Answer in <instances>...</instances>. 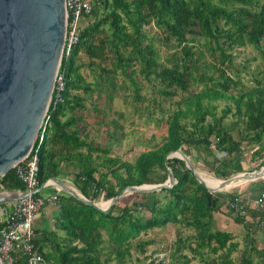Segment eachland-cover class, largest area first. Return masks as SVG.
<instances>
[{
  "label": "trees",
  "instance_id": "obj_1",
  "mask_svg": "<svg viewBox=\"0 0 264 264\" xmlns=\"http://www.w3.org/2000/svg\"><path fill=\"white\" fill-rule=\"evenodd\" d=\"M81 24L77 43L61 56L58 67L62 101L53 104L52 94L42 140L38 145L40 127L31 147V152L37 147L36 188L64 174L74 190L97 203L128 186L164 183L166 166L175 184L124 194L105 213L59 191L51 228L32 239L40 264H138L131 261L132 253L142 255L153 243L139 236L168 226L173 227V242L153 263L162 264L166 256L168 264H188L191 257L199 264H235V255L238 264H264V246L257 248L251 239V230L264 228L262 211L247 208L246 216L235 214L226 200L236 190L208 192L176 157L164 165V157L179 149L194 169L203 164L214 179L225 180L243 172L241 143L255 145L253 157L264 150V68L250 87L229 73L238 48L249 45L264 59V0H92ZM149 24L157 29L159 43L177 49L164 60L145 31ZM194 43L212 54L213 62H201ZM81 70L95 79L94 89ZM143 81L174 107L160 110L169 112L161 142L130 163L93 142L80 114L85 96L94 91L110 100L116 88L127 87L132 101L140 103ZM219 102L223 107L218 110ZM229 116L234 120L225 124ZM261 166L264 160L256 169ZM23 190L13 169L0 177V192ZM119 201H124L122 207ZM221 213L241 226V243L213 227L214 214ZM13 264H24V257L16 254Z\"/></svg>",
  "mask_w": 264,
  "mask_h": 264
},
{
  "label": "water",
  "instance_id": "obj_2",
  "mask_svg": "<svg viewBox=\"0 0 264 264\" xmlns=\"http://www.w3.org/2000/svg\"><path fill=\"white\" fill-rule=\"evenodd\" d=\"M64 34V0H0V177L31 150L47 112ZM172 157L181 160L194 179L210 193L221 191L232 181L241 184L264 177V166H261L218 180V187L211 190L181 150L169 152L164 157L165 166L167 159ZM166 173L164 183L125 187L107 200L105 206L90 202L55 179L47 181L83 204L105 213L125 193H150L171 188L175 179L167 166ZM45 183L31 194L39 193ZM24 196L25 192H0V205Z\"/></svg>",
  "mask_w": 264,
  "mask_h": 264
},
{
  "label": "rangeland",
  "instance_id": "obj_3",
  "mask_svg": "<svg viewBox=\"0 0 264 264\" xmlns=\"http://www.w3.org/2000/svg\"><path fill=\"white\" fill-rule=\"evenodd\" d=\"M145 31H147L148 37L153 38L152 42L155 47L158 48L160 60H164L165 57H168L177 51L176 48L173 50H167L165 46L158 42L160 35H158L157 29L153 28L151 24L145 27ZM194 47L199 53L201 62H204L205 64L213 62L212 54L203 51L198 43H194ZM233 54L234 58L229 72L232 79L238 80L243 87L252 86L253 79L257 76L258 70L264 68V59L260 55L259 50L248 45L234 50ZM81 72L85 76L86 81L91 83V88L94 89L95 85L93 82L95 79L88 76L85 70H81ZM120 80H122V78L118 76L117 81ZM124 83L127 86V81H124ZM140 96L142 99L141 102L134 103L132 101L131 90L127 87L122 89L116 88L110 100L106 98L103 92L94 91L85 96V101L83 102L85 110L80 114L84 118L85 132L93 142L103 147L104 145L106 147L109 146L112 155L120 156V158H123L130 163L133 162L135 156L139 152L150 149L153 145L161 142V137L165 134V120L169 112L162 113L160 110H165L167 108L172 109L174 107L170 100H163L162 96L155 91V87L152 83L142 82ZM177 99V97L173 98L172 101L174 102ZM152 100L155 101V103H153ZM220 107H223L222 102L218 103V110ZM156 120L160 121L157 123ZM233 120L234 119L229 116L224 120V123L229 124ZM114 124H116V127ZM240 127L241 124H238V128ZM108 133H110L109 136ZM262 144L264 145V135ZM240 148V160L243 168V172L241 173L257 170L256 166L264 160V150L261 151L259 155L253 157L252 153L256 149L255 145L249 146L243 142L241 143ZM188 160L190 162V158H188ZM195 171L200 173L201 176L206 179H214L213 174L209 172L207 167L203 164H197ZM249 183L250 182H245L233 188L226 190L222 189L218 193L223 194L232 190H238L239 186L242 188ZM67 185L72 188L70 184ZM242 195L246 196L247 194L242 193ZM120 199L121 198L118 200ZM105 202L106 201L99 199L97 204L102 206ZM119 202L118 206L122 207L124 201ZM35 220L34 227L39 231L49 229L44 217L40 216ZM213 227L215 229L220 228L222 230L230 231L238 236L243 235L242 228L235 231L230 224H216L214 220ZM139 238L143 240H153V243L145 247V251L142 255L132 253L131 261L138 262V264H149V262L157 264L153 263L156 255L160 253V256H163V252L167 251L168 246L173 242V227L168 226L160 228L159 230H149L145 234H141ZM185 254L188 257H191L189 253L185 252ZM233 258L235 259V264H238L235 255H233ZM165 259L166 260L162 264H168L169 259L166 256ZM108 264L116 263L109 262ZM188 264H199V262L196 257H191Z\"/></svg>",
  "mask_w": 264,
  "mask_h": 264
},
{
  "label": "built area",
  "instance_id": "obj_4",
  "mask_svg": "<svg viewBox=\"0 0 264 264\" xmlns=\"http://www.w3.org/2000/svg\"><path fill=\"white\" fill-rule=\"evenodd\" d=\"M65 9V34L61 56L66 57L70 49L77 43L81 27V20L90 14V0H64ZM64 80L62 73L55 75L50 100L53 94L52 103L62 101ZM46 117L44 116L43 119ZM43 124V123H42ZM38 135V145L42 140V128ZM37 147L32 152L13 166L15 177L20 181L26 196L14 201L11 206L0 205V264H13L15 255L20 254L24 257V264H40L41 258L36 253L32 245L34 232L32 223L36 213L42 207L58 208L57 193L59 189L46 181V186H52L54 192L46 196L31 194L36 190L37 181ZM42 187V188H43ZM229 210L240 216H246V209L264 213V193L256 197H248L239 193L226 200ZM161 258V256H159Z\"/></svg>",
  "mask_w": 264,
  "mask_h": 264
},
{
  "label": "crops",
  "instance_id": "obj_5",
  "mask_svg": "<svg viewBox=\"0 0 264 264\" xmlns=\"http://www.w3.org/2000/svg\"><path fill=\"white\" fill-rule=\"evenodd\" d=\"M90 1H92V0H90ZM82 25L83 24H81L80 28H82ZM56 180L65 186L67 184H69V179L64 174H60ZM251 183H254V184H251ZM238 185H240V184H238ZM238 185H236V186H238ZM44 188L41 190L40 195L46 196V195L52 193V190H53L52 186H46ZM236 191L240 195H242V193L243 194L245 193V194H247L246 196H248V197H256L260 193H262V192L264 193V177L257 179L255 181H251L249 184H246L242 188H240V186H239L238 190H236ZM12 203H7L6 205L11 206ZM40 216L44 217V219L46 220V223L50 229L52 226V218L54 216V209L51 207H47V206L40 208L39 211L36 213L34 220ZM213 218H214L216 224L217 223H221L223 225L224 224H228V225L230 224L235 231H237L239 228L241 229L240 225H235L229 217L223 215L222 213L221 214H214ZM32 228H33L34 235H38L42 231V230L39 231L36 227H34V221L32 223ZM217 229L221 230V231H226V230H222L220 228H217ZM251 231L253 232V233H251V239H253L252 240L253 245H255L257 248L263 247L264 246V228H260V226H259L258 229L251 230ZM228 232H230V231H228ZM230 233L233 235V237L235 238L236 241L241 243L243 235L238 236L237 234H233L232 232H230ZM243 234H244V231H243ZM237 238H238V240H237Z\"/></svg>",
  "mask_w": 264,
  "mask_h": 264
},
{
  "label": "bare ground",
  "instance_id": "obj_6",
  "mask_svg": "<svg viewBox=\"0 0 264 264\" xmlns=\"http://www.w3.org/2000/svg\"><path fill=\"white\" fill-rule=\"evenodd\" d=\"M200 177L203 179V182L205 183V185L207 187H209L211 190L216 189V187H218V184H219L218 179H206V178L202 177L201 175H200ZM236 185H238V183L237 182L235 183L232 181L231 183L224 185V187H225L224 189L233 188Z\"/></svg>",
  "mask_w": 264,
  "mask_h": 264
}]
</instances>
